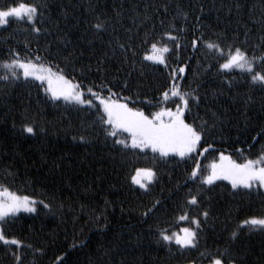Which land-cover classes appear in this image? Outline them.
<instances>
[{"label": "trees", "instance_id": "trees-1", "mask_svg": "<svg viewBox=\"0 0 264 264\" xmlns=\"http://www.w3.org/2000/svg\"><path fill=\"white\" fill-rule=\"evenodd\" d=\"M16 2L0 0V8ZM24 2L39 6L40 32L9 18L0 26V65L19 52L78 83L92 105L54 99L40 81L22 73L14 79L0 66V186L36 199L35 212L0 221L6 238L21 241H0V264H208L217 257L224 264H264V230L242 225L264 217V189L201 182L220 152L240 163L264 155V134L258 135L264 133V85L244 70L220 69L221 54L204 44L264 57V0ZM97 23L104 27L96 29ZM167 32L179 40L163 38L171 49L165 67L144 57ZM255 70L264 72V61L257 59ZM172 76L181 92L199 97L190 98L184 115L203 134L199 148L190 157H161L115 143L129 135H108L103 109L88 89L102 96L111 89L114 98L151 114L181 103L162 98ZM197 162L200 173L192 179ZM138 168L156 173L147 189L132 181ZM191 195L196 205L188 203ZM185 213L199 227L181 221ZM184 227L197 232L195 247L163 240L162 230Z\"/></svg>", "mask_w": 264, "mask_h": 264}, {"label": "snow or ice", "instance_id": "snow-or-ice-1", "mask_svg": "<svg viewBox=\"0 0 264 264\" xmlns=\"http://www.w3.org/2000/svg\"><path fill=\"white\" fill-rule=\"evenodd\" d=\"M38 14L39 6L37 4L17 0L13 5L0 8V25H6L9 22V18L15 17L18 20L30 22L33 25V31L39 33L40 28L35 27ZM103 27L104 25L101 23L95 25L98 30ZM164 37L174 42L179 40V37L173 36L171 32L163 33L160 40L150 43V51L145 54L144 58L167 67L166 56L171 49L167 43L162 42ZM199 39L202 40L203 38ZM204 44L208 49H216L221 54L223 63L219 64L220 69L231 70L237 68L244 70L250 74L253 82L264 85V72L255 70L257 59L264 61V57L249 56L246 50L234 45L228 46L227 50H225L214 42L204 41ZM196 45L197 41L193 40L192 46L195 48ZM119 46L121 49L124 48L122 44ZM176 47H179L178 43ZM12 55L13 58L10 61L0 65L10 70L12 78L19 79L18 73H22L25 79L33 77L42 82L47 81L48 87L45 90L50 91L54 99L63 98L67 102L92 105V100L84 99V92L78 83H73L59 72H54L51 67L37 63L32 59L21 58L19 52H15ZM178 72L183 73L184 68H179ZM3 78L8 79L7 76ZM175 80L176 77L172 76L173 82L170 89L163 91L161 95L165 102L169 100L171 95L172 97H178L181 103L176 105L175 110L160 107L158 111L151 114H145L141 109L131 108L128 103H123L120 99L114 98L116 94L112 93L111 89L108 90V96L92 92L91 88L88 91L96 100H99L102 106L103 114L100 116V120L102 124L111 128L108 135L115 137L123 132L129 134L128 140L119 139L115 143L121 144L125 148H150L153 152H158L161 157H168L171 154L182 158L190 157L200 146L203 134L193 124L187 123L184 115L186 111L190 110V98L198 102L199 97L193 93L181 92ZM25 131L33 133L34 128L26 126ZM261 134L264 133H258V135ZM80 139H84V137H80ZM210 147L212 146L209 145L204 148L203 152H207ZM199 173L200 165L197 162L190 173V178L196 179ZM155 176L156 173L153 169L140 168L136 169V174L132 177V180L140 187L147 189L148 182H151ZM221 179L230 181L233 189L241 187L249 190L254 187L264 188V155L259 156L257 159H245L243 163H237L230 155L220 152L219 162L211 164L210 171L207 175L201 177V182L212 185L215 181ZM156 203L158 204L159 201ZM188 203L196 205L198 203L197 196L191 195ZM35 204L36 201L33 198L26 195H18L6 187L0 186V221L10 215H15L21 210L35 212ZM45 207H48V205H45ZM144 215H147V213H144ZM202 215L207 217L208 212L205 211ZM179 219L181 221L190 220L197 227L200 225L198 218L192 217L190 219L186 213L181 215ZM242 225L249 226V230L257 228L264 230V217L253 216L243 220ZM161 236L165 241L171 242L175 240L176 244L183 248L196 246L197 232L191 227H184L179 232L171 235L162 230ZM232 236L235 238L236 233L233 232ZM0 241L5 244L21 245L19 240L6 238L2 228H0ZM19 259L20 257L17 256V260ZM211 264H224V260L217 257L212 259ZM229 264H235V260H229Z\"/></svg>", "mask_w": 264, "mask_h": 264}, {"label": "rangeland", "instance_id": "rangeland-1", "mask_svg": "<svg viewBox=\"0 0 264 264\" xmlns=\"http://www.w3.org/2000/svg\"><path fill=\"white\" fill-rule=\"evenodd\" d=\"M1 26V25H0ZM153 62V61H152ZM41 64H43V63H41ZM43 65H45V64H43ZM45 66H47V67H50V66H48V65H45ZM182 68H184V72L183 73H181V74H185V66L183 65V66H181ZM54 72H58V71H56V70H54V69H52ZM60 73V72H59ZM61 74V73H60ZM63 75V74H62ZM64 76V75H63ZM31 78H33V77H31ZM67 78V77H66ZM68 80H71V79H69V78H67ZM39 81V80H38ZM73 83H75L73 80H71ZM41 83H43V85L45 86V89L48 87V85H47V81H40ZM51 96H52V94H51V92L50 91H47ZM60 99H63V98H60ZM84 99L85 100H87L86 99V97H85V95H84ZM64 100V99H63ZM98 101V100H97ZM121 101V100H120ZM121 102H123V103H127V102H125V101H121ZM98 104L100 105V102L98 101ZM100 107L102 108V106L100 105ZM130 107V106H129ZM173 110H175V109H173ZM128 134V133H127ZM129 135V134H128ZM199 148V147H198ZM197 148V149H198ZM148 149H150V148H148ZM225 155H230V154H228V153H224ZM175 155V154H174ZM233 159V158H232ZM234 160V159H233ZM235 161V160H234ZM213 162H219V158L217 159V160H214ZM212 162V163H213ZM237 162V161H236ZM237 163H240V162H237ZM138 169H140V168H138ZM151 169H153V168H151ZM154 170V169H153ZM155 172V171H154ZM136 174V171L134 172V174H133V176ZM132 176V177H133ZM154 179H155V177L153 178V180L152 181H154ZM221 180H223V179H221ZM133 181V180H132ZM151 181V182H152ZM217 181H219V180H217ZM217 181H215V182H217ZM225 181H228V180H225ZM151 182H148V185H149V183H151ZM228 182H230V181H228ZM231 183V182H230ZM136 184V183H135ZM136 185H138V184H136ZM138 186H140V185H138ZM264 189V188H263ZM10 190V189H9ZM11 191V190H10ZM12 192H14V191H12ZM16 193V192H15ZM18 194V193H17ZM18 195H21V194H18ZM21 196H24V195H21ZM27 196V195H26ZM30 197V196H29ZM32 198V197H31ZM34 199V198H33ZM35 201H36V199H34ZM35 208H36V204H35ZM20 212H27V211H24V210H21ZM20 212H18V213H20ZM18 213H16V214H18ZM15 214V215H16ZM0 228H2V224L0 223ZM192 228V227H191ZM194 229V228H193ZM180 231V230H179ZM179 231H171V232H167V234H169V235H171V234H173V233H176V232H179ZM8 239H15V238H8ZM17 240V239H16ZM174 242H175V240H173ZM188 264H193V263H188ZM208 264H211V263H208Z\"/></svg>", "mask_w": 264, "mask_h": 264}]
</instances>
